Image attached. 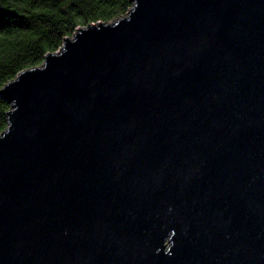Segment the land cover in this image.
<instances>
[{
  "label": "water",
  "instance_id": "1",
  "mask_svg": "<svg viewBox=\"0 0 264 264\" xmlns=\"http://www.w3.org/2000/svg\"><path fill=\"white\" fill-rule=\"evenodd\" d=\"M132 2L0 90V264H264V0Z\"/></svg>",
  "mask_w": 264,
  "mask_h": 264
},
{
  "label": "trees",
  "instance_id": "2",
  "mask_svg": "<svg viewBox=\"0 0 264 264\" xmlns=\"http://www.w3.org/2000/svg\"><path fill=\"white\" fill-rule=\"evenodd\" d=\"M132 0H0V90L40 66L78 29L125 17ZM11 105L0 95V135Z\"/></svg>",
  "mask_w": 264,
  "mask_h": 264
},
{
  "label": "rangeland",
  "instance_id": "3",
  "mask_svg": "<svg viewBox=\"0 0 264 264\" xmlns=\"http://www.w3.org/2000/svg\"><path fill=\"white\" fill-rule=\"evenodd\" d=\"M167 247H169V246H167Z\"/></svg>",
  "mask_w": 264,
  "mask_h": 264
}]
</instances>
